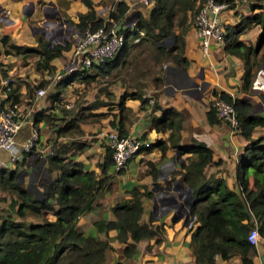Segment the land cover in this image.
I'll use <instances>...</instances> for the list:
<instances>
[{"label":"trees","instance_id":"16d2710c","mask_svg":"<svg viewBox=\"0 0 264 264\" xmlns=\"http://www.w3.org/2000/svg\"><path fill=\"white\" fill-rule=\"evenodd\" d=\"M82 1L90 5L89 0ZM203 1L151 0L146 18L139 13L131 27L116 29L124 37L117 53L104 62L93 64L88 73L86 69L79 68L71 72L62 71L54 84L55 90L47 95L49 102H59L62 89L73 80L86 84L96 76L113 78L128 66L132 46L140 43L150 47L149 56L158 64L166 60L184 68L187 60L182 54L183 35L189 18ZM223 1L229 4L228 7H233L232 0ZM260 1H248L250 13L240 15L238 22L223 23V50L242 60L243 71L238 90L245 94L251 89L257 66L264 61V51L260 50L264 46V4ZM126 9V3L117 0L114 10L108 13L107 20L95 17L93 10H90L88 13L78 14L73 26L81 30L87 26L96 28L103 24L109 29L121 21ZM253 25L260 27L255 42H244L239 35ZM136 29H142L143 34L138 41L132 42ZM35 36L36 46L9 42L8 50L15 54L37 55L36 68L51 73L53 65L50 60L60 55L62 44L55 42L49 45L39 33ZM167 39L170 42L165 45L164 41ZM159 70L160 68L150 73L151 82L156 89L163 83L162 74L157 73ZM143 86L136 82L133 88H125L119 95L118 109L108 120V125L118 133H126L125 123L129 108L124 105L125 98L138 99L140 105L148 104L149 98L141 91ZM16 87L17 84L7 94L11 104L18 102L20 93ZM31 91L32 88L27 84L26 94L30 95ZM211 95H217L231 103L238 122V133L246 140L235 159L234 180L237 189L227 187L220 176L203 175V167L211 160V149L207 145L194 137H191L188 144H179V128L185 115L184 109L177 110L172 106L160 108L156 100L152 99L150 111L159 109L160 113L150 115L151 127L155 131L168 130V134L163 139L156 138L147 142L140 150L148 151L156 147L163 155L168 147H173L177 156L189 154L185 158L186 162L180 166L183 170L173 174H179V183L189 186L192 195L186 207L184 222L193 215L187 231L194 264H215V255L224 259L232 253L238 254L241 264H253L254 246L247 241L246 235L252 225L249 218H252L259 237L264 239V133L253 137L251 131L256 126H264V115L253 111V102L245 95L231 96L224 91L215 90L211 91ZM258 97L264 105V93L259 92ZM107 104L102 99L94 98L90 103L76 105L74 110L60 108L62 120L52 130L53 141L48 144L43 156L45 169L52 176L43 186L39 197L30 193L20 182L18 170V165L24 161L26 165L36 162L37 158H30L32 155L37 156L34 147L21 151V158L13 162L12 168L0 166V190L11 194L14 201L11 204L16 205L10 216L0 218V264H100L104 261L105 251L112 249L106 237V232L110 229L115 230L116 240L125 243L124 257L133 254L131 242L143 238L158 239L161 235L163 227L161 224L152 223L151 215L142 223L138 222L143 209L141 198L149 196L150 192L136 188L129 190V200H120L110 205L113 220L99 218L93 221L95 230L104 232V238L83 234L76 229L78 216L96 209L99 204L94 203V200L101 191L110 189L111 182L106 172L111 165L110 151L105 146L101 161L96 164L99 171L95 173L92 169L83 168V163L76 159L85 148V140L58 142L56 138L66 134H81L79 123L94 121L95 114L91 109ZM205 115L208 122H219L212 108L209 107ZM49 118L51 115L43 110L35 111L31 126L36 128L38 121L48 122ZM152 175L154 179L155 171ZM2 199L4 196H0V200ZM47 212H50L52 218L47 217ZM26 216L35 220H25ZM114 264L122 263L116 261Z\"/></svg>","mask_w":264,"mask_h":264},{"label":"crops","instance_id":"0c3cea01","mask_svg":"<svg viewBox=\"0 0 264 264\" xmlns=\"http://www.w3.org/2000/svg\"><path fill=\"white\" fill-rule=\"evenodd\" d=\"M89 1L90 5L85 4L82 0H0V50L2 49L0 60L4 64L10 63L11 69L19 68L21 70L20 73L23 75L24 72L22 70L29 69L27 79H24L28 83H32V81L37 82L40 77L47 81L50 78L49 81L52 82L54 79H58L62 71L71 72L77 69V67L68 68L69 65L67 69L63 68V65L72 56L71 44H62L60 55L50 60V63L53 65V71L49 75H40L34 72L31 62H27V59L32 54H15L9 52L7 44L12 42L20 45L36 46L37 40L35 35L37 32L33 26L40 24L44 19V14L49 16L54 14L55 11L58 16L66 18L72 24L76 22L78 14L88 13L90 10H93L95 17L99 16L103 20H107L108 13L114 10L117 0ZM123 1L126 3L127 9L125 16L121 19L122 24L120 27L129 26L130 21L136 19L139 13L144 18L147 17L150 5L144 7L139 2H135V0ZM260 2L264 4V0ZM234 9L235 7L226 12L225 10L222 12L221 19L223 23L234 24L239 20L240 14H232ZM243 11L245 13L242 15L250 13L247 4H243ZM131 14H133L132 20L125 22L126 18ZM46 20H49V18ZM48 24V26L51 25V23ZM48 26L46 25L43 33L40 34L47 42L48 36H46V33H52ZM59 26L63 29L66 28V26L56 24L54 25L53 32ZM259 32L260 27L253 25L247 32L242 33L241 38L253 44ZM183 39L184 46L182 54L187 60V65L181 68L167 61L169 64L163 66L162 64L166 61L164 60L160 64V70L157 71V73L162 74L163 78V83L159 87L157 96H153L155 86L150 82L145 84L141 88V91L149 99H155L160 108L172 106L177 110H185V115L180 122L179 144H188L190 143L191 137H194L207 145L211 149V160L203 167V175L205 177L208 175L220 176L223 178L227 187L237 189L234 180L235 159L237 154L241 152L246 140L238 131L227 136V131L221 123L208 122L205 115L208 109L206 105L207 101L211 97L212 90L224 91L231 96H247L253 102V108L256 114L264 115V109L259 108V97L258 94L253 93V90H250L248 94L238 90L240 76L243 71V62L239 57L226 53L223 50V43H215L213 40H210L208 54L204 57L199 52L198 38L191 24L187 26ZM33 56H35L33 59L38 58L37 55ZM155 64L158 63L156 62ZM89 69H86V73L90 71ZM8 71L10 72V70ZM152 71L156 70L152 69L149 72V76ZM118 75H115L113 78L109 77V82L112 83L109 86V91L115 97L114 99H110V112L113 113L118 109L117 99L124 90L123 86H126L124 82H122L123 86H121ZM94 79L90 83L94 82ZM24 85V83H20V86L17 88V91L20 93L18 99L30 101V104L32 103L36 106L37 109L35 111H44L45 107H50L49 104L41 99L43 96L27 98L24 95ZM127 86H130V88L134 87L133 84ZM200 86H202L201 91L196 90V87ZM251 89H262L264 93V73L262 71L256 75ZM16 104L19 105L18 102ZM124 105L129 108L127 114L128 121L125 123L126 133L141 135L147 142H152L156 138L163 139L167 136L168 130L155 131L151 127L150 115H158L160 113L159 109L150 111V106L147 104L140 105L139 100L134 98H125ZM33 108L29 109L25 107L26 121L15 136V141L18 144H21L30 133L32 114L35 112H32ZM100 108L105 109V105H99L92 109V112L101 111ZM110 117L107 114L94 121L79 123L84 131V136L88 139L90 137L91 139L89 141H87L88 139L85 140V148L83 152L76 156V159L83 163V168L92 169L95 173L99 171L96 164L101 161L105 149L103 147L104 140L99 138L98 134L100 131H105L110 128L108 125ZM37 124L38 127H48V122L44 120L38 121ZM47 131V134L53 137V132L49 129ZM263 133L264 126H256L252 129L251 136L254 137ZM43 139L44 136H41L37 130L35 149H37V146L39 148L44 146V149L47 150L48 144H44ZM46 150L44 151L46 152ZM187 156H189L187 153L177 156V151L173 147H168L163 155H161L160 150L153 147L148 151L140 150L131 158L125 170L116 172L112 169L111 165L107 167L106 172L111 182L110 189L101 191L100 195L94 200V203L97 202L99 204L96 209L78 216L76 221L77 231L104 238V232L96 231L93 226V221L99 218L113 220L114 216L109 210L110 205L120 200H129V190L132 188H136L139 191L145 189L150 192L149 196L141 198L143 209L138 222L142 223L151 215L152 223L161 224L163 230L158 239L143 238L131 242L133 254L129 257H124L123 255L125 243L114 238L115 230H108L106 237L112 249L105 251L104 261L100 264H114L116 261H120L122 264H194V255L191 253L188 245L189 232L187 231V227L192 218L184 222L187 213L180 212V207L182 206V189L188 192L189 197L190 191L187 189L189 186L184 183H179V174H173V172L183 170L180 166L186 162L185 158ZM0 159L6 167H10L11 163L8 162L6 152H0ZM153 171H155L154 179L152 175ZM0 193V195L4 196L2 191ZM10 199L7 195L4 203H11ZM175 202L178 203L176 206L174 204ZM4 203L0 202V207ZM15 206L14 204V208ZM47 217L52 218L50 212H47ZM253 246V264H264V239L259 237ZM214 263L241 264L237 253H232L228 258L224 259L219 255H215Z\"/></svg>","mask_w":264,"mask_h":264},{"label":"built area","instance_id":"2783aa9c","mask_svg":"<svg viewBox=\"0 0 264 264\" xmlns=\"http://www.w3.org/2000/svg\"><path fill=\"white\" fill-rule=\"evenodd\" d=\"M135 2H139L144 7L151 5V0H135ZM227 5L228 3L223 0H204L195 11L191 25L198 38L201 56L205 57L208 54L210 40L215 43H223L224 30L221 14ZM134 23L135 19L130 21L129 26L131 27ZM77 31L72 43L71 53L73 59L69 64L72 67L69 68L89 69L93 64L104 62L117 53L124 40L123 34L114 30V24L109 29H106L102 24L96 28L87 26ZM135 33L132 38L134 42L142 36L143 30L136 29ZM260 72L258 70L257 74ZM262 72L264 73V71ZM9 81V78L0 80V152H6L8 162L13 163L20 158L21 151L34 147L37 139V129L31 126L29 135L21 144L15 141V136L26 118L23 109L16 103L11 104L10 99L7 97V94L12 92L13 89ZM44 94L45 88L43 86H38L34 90L35 97H41ZM151 102L152 99H148L147 105L149 106ZM259 102H261L260 99ZM206 105L208 108L213 109L219 123L225 127L227 136L238 131V122L231 103L219 98L217 95H211ZM65 107H68V105L65 104ZM259 108L264 109L262 102ZM98 135L103 138L104 145L110 151L111 167L116 172L125 170L131 158L147 144L146 139L140 137V135L121 134L114 128L100 132ZM38 155L41 154L38 153ZM0 166H5L1 159ZM249 221L252 222V225L247 232L246 239L250 244H255L259 239L257 226L252 218H249Z\"/></svg>","mask_w":264,"mask_h":264},{"label":"rangeland","instance_id":"374dc122","mask_svg":"<svg viewBox=\"0 0 264 264\" xmlns=\"http://www.w3.org/2000/svg\"><path fill=\"white\" fill-rule=\"evenodd\" d=\"M248 1H252V0H232L233 7H228L229 6V4H228L226 9H225V12L235 7L234 12L232 14L242 15L243 13H245V11H243V4H247ZM136 4H138V3H136ZM61 17L57 15V16H54L53 18H51L50 19L51 21L48 20L51 23V25L48 26L49 25L48 24L47 26H48L49 30L52 31L51 34H49V32L46 33V36H48V38H47L48 42L50 41L51 44L55 43V42H59L61 44H67L68 43V44L72 45L74 38L76 36V32H78V31L75 29V27L73 26V24L71 22H69L66 18H63V17L61 18ZM192 18H193V16H191V18H189L188 25L191 24ZM52 23H53V25H52ZM56 24L66 26V28L63 29L61 26H59L53 32L54 25H56ZM44 28H46V25L44 26ZM247 30L245 32H247ZM37 33H39V32H37ZM39 34H41V33H39ZM241 36H242V34L239 35L240 39H242ZM169 42H170L169 39L164 41L165 45H168ZM244 42H247V41H244ZM254 42H255V40H254ZM149 49H150L149 46L146 45L145 43H140V44L132 46V48L129 52V56H128V66H126L125 69L120 71V73L116 74V75L119 74L118 80L120 81L121 86H123L122 82H124V84L126 86L132 85V84L135 85L136 82L142 83L143 85L148 84L149 82L152 84L151 79H150L151 77L149 76V72L152 69L156 70L157 68H159L160 64H155L156 61H154L150 58ZM1 50H0V54H1ZM260 50L264 51V46ZM33 55H35V54H32V56H30L27 59V62L28 61L31 62V65L34 68V72L38 73L40 75L51 74V73H47L44 70H40L39 68H36V60L37 59H33L35 57ZM72 59L73 58L71 56L70 60H68L63 65V68L67 69V67L70 64V62L72 61ZM168 64L169 63H167V61H165L162 65L165 66ZM69 67H72V66H69ZM8 70H10V72ZM258 70L264 71V61L259 63V65L257 66V68L255 70V76L253 78V81H254L257 73H258ZM20 72H21V70L19 68L16 67L14 69H11L10 63L4 64L0 60V78L1 79L9 78L10 81H12V82H10V81L9 82L11 83L13 88H15V84H17L16 90L20 86V83H24L25 84L24 85L25 86L24 95H26L27 98H29V99L33 98L34 90L38 86H43L45 88V94L43 97H41V99H43V101H45L47 104H49L50 107L49 108L45 107L44 113L50 114L51 118H49L47 128L38 127L37 126L38 124L36 125V129L38 130L39 134H41V136H44V139H43L44 144H49L53 141V139H52L53 137H50L51 135L47 134V132H48L47 130L49 129L52 132V130L54 129L56 124H59L61 122V120H62L61 117L63 116V114H62V110H60V108H62V107L67 108L69 110H74V107L76 105H79V104L84 105V104L90 103L94 98H98V99H102V100L108 102V104L105 105V109L100 108L101 111L93 112L95 114L93 120H97L99 117L105 116L107 114H109L111 116V114L113 113V112H110V109H111L110 99H114L115 97H113V93L111 91H109V86L112 85V83L109 82L110 81L109 77L97 76L94 79L95 80L94 82H91V83L89 82L88 84L86 83L87 86H85V84L83 85L82 82H78L76 80H73L71 83L67 84L62 89L61 95H60L61 100L59 102H56V103L55 102L54 103L49 102L48 103L49 100H48L47 95L50 92H53L55 90L54 84H55L57 79H54V81L50 82L49 81L50 78L47 81V80H43V78L40 77L37 82L32 81V83L31 82L28 83V82H25L24 79H27L29 69L28 70H25V69L22 70V72H24V75L21 74ZM43 82H45V83H43ZM125 82H127V83H125ZM27 84L32 88L30 95L26 94L27 93L26 92V85ZM252 84H253V82H252ZM126 86H123V89H125V88L129 89L130 88V86H127V87ZM159 87H158V89L155 88V91L153 92L155 94L154 96H157ZM201 89H202V86L196 87V90H198V91H201ZM259 92L263 93L262 89H259V90L253 89V93H255V94H258ZM118 99H119V97H118ZM118 99H117V101H118ZM27 102H29V103H27ZM18 103H19V107H21L23 109L24 113H26L25 107L29 108V109L34 107L32 112H34L35 109H37L36 106H34L32 103L30 104V101H27V100L23 101L21 99H18ZM65 104L68 105V107H65ZM91 111H92V109H91ZM81 123H84V122H81ZM80 126L81 125H79V127ZM111 128L112 127L108 128V129H111ZM80 129L82 130L81 134H79V135L73 134L72 136H71V134H66V135L62 136L60 139H58L59 137L56 138V141H58V142L59 141H65V142L67 141L68 142L71 139H77V140L88 139L87 137L84 136L83 129L81 127H80ZM100 132H104V131H100ZM99 138H102V137H99ZM90 139L91 138L89 137V139L87 141H89ZM47 140H48V142H47ZM44 144H41V145H44ZM102 144H101V146H102ZM103 147L105 148L104 144H103ZM44 148H45L44 146H41V148H39L37 146V149L34 148V151L37 152V156L32 155L30 158L31 159H33L32 157L37 158L36 162L29 164V165H26L25 161H24V163H22L21 165L20 164L18 165V170H20V172H19L20 182L29 190L30 193L34 194L37 197H39L42 194L43 189H44L43 186L49 181V179L52 176V174L48 173L45 169V162H44L43 156L45 154L44 150H46V149H44ZM47 149H48V146H47ZM38 150H42V151H38ZM82 152H83V150H82ZM94 152H96V151H94ZM38 153L41 155H38ZM20 158H21V155H20ZM12 167H13V163H11L10 167H8V168H12ZM0 192H1V190H0ZM7 195L9 197V199L11 198L10 199L11 203H13L14 202L12 199L13 196L9 193H4V199L0 200V202L4 203V201L7 198ZM0 196H2V195H0ZM188 200H189L188 192H186V190L182 189V198H181L182 206L180 207L181 213H184V212L187 213L186 207L188 205ZM6 203L7 202H5L4 204H1L2 207H0V218L3 216H6V215L10 216V213H12L14 210L13 204H11V203L6 204ZM174 204L176 206L178 203L175 202ZM15 218L18 219L17 216H15ZM25 220L34 221L35 218L30 217V216H26Z\"/></svg>","mask_w":264,"mask_h":264},{"label":"water","instance_id":"95a60500","mask_svg":"<svg viewBox=\"0 0 264 264\" xmlns=\"http://www.w3.org/2000/svg\"><path fill=\"white\" fill-rule=\"evenodd\" d=\"M132 15H133V14H131L130 16H128V18H126L125 22L131 20V19L133 18ZM54 16H57V12H56V11H55L54 14L49 15V16H47V15L44 14V15H43L44 19L40 22V24H38L37 26H33L34 29H35V31H36V32H39V33L42 34L43 31H44V29H45L44 26H45V25H48V23H50L49 21H51L50 19L53 18ZM47 18H49V21L46 20ZM121 24H122V22L119 21V22L116 24L114 30L116 31V29H118V28L121 26ZM50 44H51V42L49 43V45H50ZM260 105H261V102H259V106H260ZM259 110H260V109H259ZM253 111H254V108H253ZM187 189H188V191H190V187H187ZM189 197H190V198L192 197V195H191L190 193H189ZM192 217H193V215H191L189 219H191Z\"/></svg>","mask_w":264,"mask_h":264}]
</instances>
